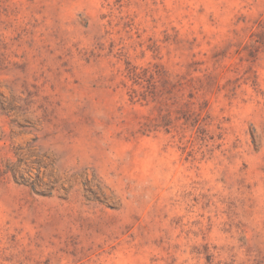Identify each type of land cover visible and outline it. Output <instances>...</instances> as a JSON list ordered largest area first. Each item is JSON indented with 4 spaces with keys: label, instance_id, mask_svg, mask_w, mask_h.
Wrapping results in <instances>:
<instances>
[{
    "label": "rangeland",
    "instance_id": "rangeland-1",
    "mask_svg": "<svg viewBox=\"0 0 264 264\" xmlns=\"http://www.w3.org/2000/svg\"><path fill=\"white\" fill-rule=\"evenodd\" d=\"M0 264H264V0H0Z\"/></svg>",
    "mask_w": 264,
    "mask_h": 264
}]
</instances>
